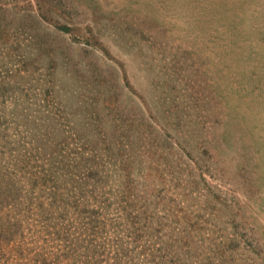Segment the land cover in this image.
Returning a JSON list of instances; mask_svg holds the SVG:
<instances>
[{
    "label": "rangeland",
    "instance_id": "rangeland-1",
    "mask_svg": "<svg viewBox=\"0 0 264 264\" xmlns=\"http://www.w3.org/2000/svg\"><path fill=\"white\" fill-rule=\"evenodd\" d=\"M4 119L5 152L99 171L85 230L22 223L38 264H264V0H0Z\"/></svg>",
    "mask_w": 264,
    "mask_h": 264
},
{
    "label": "trees",
    "instance_id": "trees-1",
    "mask_svg": "<svg viewBox=\"0 0 264 264\" xmlns=\"http://www.w3.org/2000/svg\"><path fill=\"white\" fill-rule=\"evenodd\" d=\"M9 124L10 122L4 119L0 121V128ZM16 125L19 126L18 123ZM67 150L68 147L57 154H51L52 152L45 150L42 155L38 152L37 156L28 152V149L19 150L18 152L12 150L7 153L4 151V147L0 146V164L4 160L0 170L6 171L10 167L15 168L14 172H10L7 176L4 172L0 178V264L17 263L12 259L14 256L17 257L16 259L20 264H38L46 256L54 253L47 250V246L39 240L31 243L25 239V229L22 223L28 226L30 218L35 219L40 225H44L45 233L49 235L53 229L59 230L57 223L60 224L63 220H67L72 227L73 225H79V232L86 229L89 214L80 210L82 209V199L91 185L90 180L95 175L98 176L99 171L95 173L87 172L86 175L84 169H82L83 166L80 168L77 166L81 162L80 159L76 162V166L68 165V168H71L68 169L66 164ZM31 160L36 162V168L30 172L29 168L33 167L31 166ZM10 179H12V182L9 181ZM97 179L100 181V177ZM133 219L132 223L136 224L138 221L136 222ZM158 235L157 233L156 240L160 239ZM88 236L87 241H91L93 236H90V234ZM42 238L45 239L44 236ZM130 240L128 238V242L121 245V251L114 242L111 244L110 241L101 240L100 247L94 246L97 252L93 254L92 260L95 261L98 251H104L107 246L109 250L112 249L113 257L115 256L123 264H131L129 258H127L129 253L132 252L129 250L131 248ZM150 240H152V236ZM144 248L149 252L152 251L151 244L146 245ZM133 249L138 251L136 247H133ZM145 253L146 251H143V254ZM140 254L142 253L140 252L137 255ZM150 256L154 257V254L144 255V263L146 264L148 261L150 264H157L156 257L150 259ZM122 257H124V260ZM133 259L134 257L131 258V260Z\"/></svg>",
    "mask_w": 264,
    "mask_h": 264
}]
</instances>
